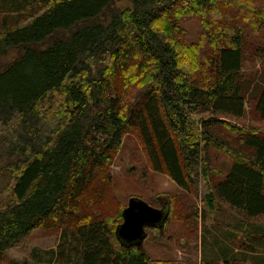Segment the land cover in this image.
<instances>
[{
    "label": "trees",
    "instance_id": "obj_1",
    "mask_svg": "<svg viewBox=\"0 0 264 264\" xmlns=\"http://www.w3.org/2000/svg\"><path fill=\"white\" fill-rule=\"evenodd\" d=\"M118 1L0 0V264H29L4 253L52 228L57 247L35 264H155L147 235L142 248L116 235L129 199H142L113 190L126 134L185 192L208 176L217 148L231 163L204 195L208 211L219 200L264 217V128L224 119L243 118L252 102L264 121V0ZM188 16L200 19L199 44L183 40ZM257 58L259 68L243 69ZM195 109L210 119L195 122ZM157 199L168 215L150 228L156 238L182 212L168 194ZM255 235L247 242L264 248Z\"/></svg>",
    "mask_w": 264,
    "mask_h": 264
},
{
    "label": "rangeland",
    "instance_id": "obj_2",
    "mask_svg": "<svg viewBox=\"0 0 264 264\" xmlns=\"http://www.w3.org/2000/svg\"><path fill=\"white\" fill-rule=\"evenodd\" d=\"M127 5V0L117 2L120 8ZM179 27L184 32L183 40L199 44L202 26L198 16L186 17ZM261 62L262 60L257 58L245 63L243 69L249 71L259 68ZM252 104L247 102V112L243 118L224 119L238 127L264 128V121L256 119ZM191 112V118L195 122L210 119L208 112L200 113L197 109ZM218 130L229 137L230 132L226 128ZM208 150V176L204 178L198 173L192 190L185 192L176 187L166 174L152 170L141 141L134 134H126L110 167L113 190L123 199L132 195L138 196L156 208L160 207L157 197L168 194L181 208L182 212L178 208L174 209L163 236L156 238L158 231L146 228L145 248L155 264H222L224 255L231 264H262L264 248L252 240L248 243L247 235L256 234L264 240V217L245 218L219 200L215 201L212 211L206 208L205 193L226 173L231 163L228 156L217 148L210 146ZM4 183L1 179L0 187ZM5 198L0 195V206L5 202ZM59 236L60 232L55 228L34 230L25 235L16 246L5 251L4 262H46V251L56 249ZM251 244L255 249L250 247Z\"/></svg>",
    "mask_w": 264,
    "mask_h": 264
},
{
    "label": "water",
    "instance_id": "obj_3",
    "mask_svg": "<svg viewBox=\"0 0 264 264\" xmlns=\"http://www.w3.org/2000/svg\"><path fill=\"white\" fill-rule=\"evenodd\" d=\"M168 215L167 202L161 208L149 205L142 199L132 197L122 211V222L116 228V235L126 246L142 248L146 228H162Z\"/></svg>",
    "mask_w": 264,
    "mask_h": 264
}]
</instances>
